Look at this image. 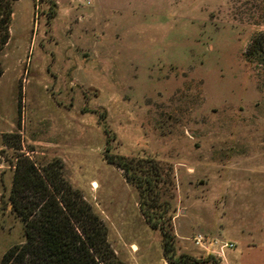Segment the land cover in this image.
Here are the masks:
<instances>
[{
  "label": "rangeland",
  "instance_id": "374dc122",
  "mask_svg": "<svg viewBox=\"0 0 264 264\" xmlns=\"http://www.w3.org/2000/svg\"><path fill=\"white\" fill-rule=\"evenodd\" d=\"M84 1L12 4L0 260L24 239L9 195L28 159L81 196L126 264H264V67L244 57L264 0ZM111 154L160 170L149 203L167 237Z\"/></svg>",
  "mask_w": 264,
  "mask_h": 264
},
{
  "label": "trees",
  "instance_id": "16d2710c",
  "mask_svg": "<svg viewBox=\"0 0 264 264\" xmlns=\"http://www.w3.org/2000/svg\"><path fill=\"white\" fill-rule=\"evenodd\" d=\"M14 1L0 0V51L9 38ZM244 57L264 67V31L252 36ZM107 156L109 163L124 170L126 179L140 188L141 213L147 223L167 237L163 216L154 211L158 205L149 203L150 198L158 201L151 192L160 181V170L151 165L149 173L138 175L132 172V160ZM9 200L23 222L24 239L4 252L0 264H126L111 247L101 218L53 171L41 172L28 159L19 162Z\"/></svg>",
  "mask_w": 264,
  "mask_h": 264
},
{
  "label": "built area",
  "instance_id": "2783aa9c",
  "mask_svg": "<svg viewBox=\"0 0 264 264\" xmlns=\"http://www.w3.org/2000/svg\"><path fill=\"white\" fill-rule=\"evenodd\" d=\"M84 2L88 4L89 3V0H85ZM195 240H196L197 243L200 242V239L199 238H195ZM226 246H231V244L230 245L229 244H226Z\"/></svg>",
  "mask_w": 264,
  "mask_h": 264
},
{
  "label": "bare ground",
  "instance_id": "6f19581e",
  "mask_svg": "<svg viewBox=\"0 0 264 264\" xmlns=\"http://www.w3.org/2000/svg\"><path fill=\"white\" fill-rule=\"evenodd\" d=\"M95 185V184H94ZM133 250H135V246L133 247Z\"/></svg>",
  "mask_w": 264,
  "mask_h": 264
}]
</instances>
